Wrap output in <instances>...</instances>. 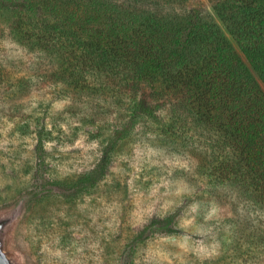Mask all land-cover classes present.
Wrapping results in <instances>:
<instances>
[{"label":"rangeland","instance_id":"374dc122","mask_svg":"<svg viewBox=\"0 0 264 264\" xmlns=\"http://www.w3.org/2000/svg\"><path fill=\"white\" fill-rule=\"evenodd\" d=\"M54 67L0 13V217L16 215L3 234L16 264H264V212L211 177L204 136L154 118L118 129L114 89L68 87Z\"/></svg>","mask_w":264,"mask_h":264},{"label":"trees","instance_id":"16d2710c","mask_svg":"<svg viewBox=\"0 0 264 264\" xmlns=\"http://www.w3.org/2000/svg\"><path fill=\"white\" fill-rule=\"evenodd\" d=\"M188 1L0 0V13L53 81L114 89L118 129L154 118L204 136L211 177L264 212V0Z\"/></svg>","mask_w":264,"mask_h":264},{"label":"water","instance_id":"95a60500","mask_svg":"<svg viewBox=\"0 0 264 264\" xmlns=\"http://www.w3.org/2000/svg\"><path fill=\"white\" fill-rule=\"evenodd\" d=\"M16 218L15 214L0 217V264H16L5 248L4 230Z\"/></svg>","mask_w":264,"mask_h":264}]
</instances>
